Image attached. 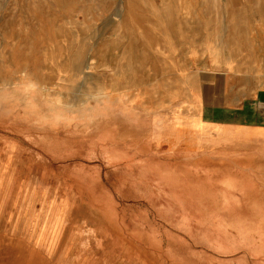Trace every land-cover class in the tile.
I'll use <instances>...</instances> for the list:
<instances>
[{
  "label": "rangeland",
  "instance_id": "obj_1",
  "mask_svg": "<svg viewBox=\"0 0 264 264\" xmlns=\"http://www.w3.org/2000/svg\"><path fill=\"white\" fill-rule=\"evenodd\" d=\"M262 58L264 0H0V264H264L199 118Z\"/></svg>",
  "mask_w": 264,
  "mask_h": 264
},
{
  "label": "crops",
  "instance_id": "obj_2",
  "mask_svg": "<svg viewBox=\"0 0 264 264\" xmlns=\"http://www.w3.org/2000/svg\"><path fill=\"white\" fill-rule=\"evenodd\" d=\"M246 31H249L246 29ZM253 31V30H252ZM258 74L232 66V105L200 106V122L214 138L232 140V180L253 179L264 165V59ZM203 102L204 97L201 95ZM236 193H232L234 195Z\"/></svg>",
  "mask_w": 264,
  "mask_h": 264
},
{
  "label": "bare ground",
  "instance_id": "obj_3",
  "mask_svg": "<svg viewBox=\"0 0 264 264\" xmlns=\"http://www.w3.org/2000/svg\"><path fill=\"white\" fill-rule=\"evenodd\" d=\"M172 187V186H171Z\"/></svg>",
  "mask_w": 264,
  "mask_h": 264
}]
</instances>
